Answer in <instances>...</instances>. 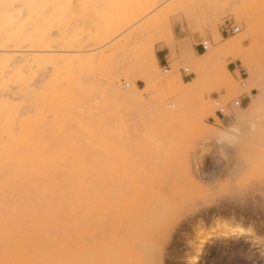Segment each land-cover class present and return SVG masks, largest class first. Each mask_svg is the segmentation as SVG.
<instances>
[{"label": "rangeland", "instance_id": "rangeland-1", "mask_svg": "<svg viewBox=\"0 0 264 264\" xmlns=\"http://www.w3.org/2000/svg\"><path fill=\"white\" fill-rule=\"evenodd\" d=\"M90 1L94 4L91 18L86 16L83 21L87 31L92 33H95L99 26L108 24L121 12L116 0H110L108 5H99L97 0ZM96 2L100 8L96 6ZM262 2L264 0H166L107 45L84 54L88 56L90 53L106 50L104 56L106 61L108 59L105 66L95 67L85 76L87 86L92 87V92L86 93L84 98L86 128H80L73 120L64 123L60 129L57 125H49L50 122H40L39 128L43 130V134L39 157L34 164L44 167V172L38 175H47L51 169L80 167L84 174L94 179L97 172L94 162L99 160L106 174L114 177L110 185L106 186L100 181L90 192L93 197L108 192L109 202L113 206L109 210L104 207L86 216L82 224V227L88 226V233L84 236L86 245L94 241L107 244L116 238L122 243L133 244L136 254L133 262L128 264H140L141 259V264H188L187 258L200 242L199 228L202 227L207 233L217 222H228L232 226L249 230L259 237L261 242L255 243L247 235H232L227 231L212 234L198 264H264V214L260 209L264 193L261 191L259 179V171L264 164V149L261 146L264 138V103L251 122L242 129L243 137L252 138H249V141L222 147L211 136L212 130L218 129L229 134L234 133L235 126L230 116L223 117L216 113L215 100L227 104L247 96L241 106L245 109L252 101L249 95L240 92L242 76L248 78L249 75L241 61L234 60V56L242 55L247 62L258 66L261 76L264 77ZM170 5L176 6L177 9ZM241 10L254 20L253 38L246 40L240 48L230 51L226 57L222 56L219 65L208 69L203 79L194 72L188 61L189 51H178L175 57L170 54L168 42L177 45L181 40L184 44L193 42L192 52L198 53L197 49L203 51L198 46L202 40H211L207 51L210 52L240 36L246 37L244 33H249V30L244 19L238 20L235 16L236 11ZM160 11L168 16L154 41L158 60L159 56L162 59L166 55V60L158 61L160 73L168 79L180 75L184 86L195 84L202 79L200 87L189 96V116L174 124H169L160 115L166 113L167 109H178L175 99L180 94L177 96L176 88L171 91L160 84L159 93L154 99L148 96L143 106H133L129 109H125L120 102L106 97L103 93L108 87L110 69L129 72V76L137 78L135 85L139 89L146 86L147 74L143 53L140 54L137 49L127 53L120 52L118 46L126 43L132 47L134 39H129V33L155 18ZM227 20L240 26L241 31L236 34L225 32ZM202 27L205 28L203 34L199 32ZM215 28L221 35L218 42H215L210 34ZM92 50H95V46L88 48V51ZM186 67H189L193 74L185 73ZM223 68H226L227 74L223 73ZM166 69L169 71L166 72ZM244 72L246 74L241 75ZM224 76L233 82L237 92L229 95L224 88L218 91ZM245 82L248 83L246 80ZM126 83L130 85L126 86ZM121 85L124 90L134 88L129 78L122 79ZM252 93H258V90L253 89ZM202 101L210 102L221 124H217L212 116L203 117L199 108ZM29 103L27 101L26 104ZM234 109L235 106L230 104L229 111ZM126 170L129 171L128 175L123 178ZM241 181H247L243 189L249 199L246 207L237 202L235 195ZM126 187H132L126 192V196H139L140 208L137 214L126 212L120 216L117 214L114 197L124 192ZM149 196L150 200L145 204ZM85 209L86 207H83V210H80L74 205L70 212H65L60 218L69 216L73 222L75 216L84 215ZM149 218H152L153 222ZM44 226H48L50 231H55L54 225L44 223Z\"/></svg>", "mask_w": 264, "mask_h": 264}, {"label": "bare ground", "instance_id": "bare-ground-1", "mask_svg": "<svg viewBox=\"0 0 264 264\" xmlns=\"http://www.w3.org/2000/svg\"><path fill=\"white\" fill-rule=\"evenodd\" d=\"M97 2L99 5L100 3L108 5L110 0H97ZM116 2L121 12L108 24L104 26L98 24L96 32L92 33L87 31L83 20L87 18L86 16L91 18L90 13L93 7H81V5H94L90 0H4L5 4L71 6L66 8L18 7L12 10L10 19L0 21V24L3 25L0 28V152L6 151L8 157L17 163L21 178H28L30 175L44 172L43 166L34 164V161L39 157V146L43 134V130L39 128L40 122H50L49 125H57L60 129L64 123L73 120L80 128H86L84 98L86 93L92 92V87L87 86L85 76L91 73L93 68L105 66L108 59L106 61L104 56L106 50L90 53L88 56L84 54L97 51L107 45L109 41L114 40L124 30H128L166 0H116ZM170 6L177 9L174 5ZM235 16L238 20L244 19L249 30V33H244L246 37L240 36L231 43L214 48L204 54L192 52L194 50L193 42L184 44L181 40L178 45L168 42L167 48L170 54L175 57L178 51H189L188 61L194 72L202 76L203 79L208 69L216 64L219 65L222 56L226 57L230 51L240 48L246 40L253 38V18L242 10L236 11ZM167 19L168 16L160 11L155 18L129 33V39H134L132 47L126 43L118 46L120 52L127 53L137 49L140 54H144L142 56H144V68L147 74L146 86L139 89L135 85L137 78L129 76V72L110 69L108 87L103 93L106 97H112L120 102L125 109H129L133 106H143L145 98L148 96L154 99L159 93L158 85L160 84L167 90L172 91L176 88L177 96L180 94L175 99L178 102V109L175 111L167 109L166 113L160 115L169 124H174L182 122L189 116L191 109L189 96L200 87L202 79L195 84L184 86L180 75L168 79L160 73L154 41ZM199 32L205 33V28L202 27ZM210 34L215 42L221 39L217 28L211 30ZM91 46H95V50L88 51ZM112 52L115 54L116 50ZM234 60L241 61L242 66L248 72L249 76L245 79L248 83L244 88L242 87L240 92L249 95L252 101L246 109L238 106L234 111H229L228 115L235 123L234 133L229 134L220 129L212 130L211 136L222 147L235 146L244 140L252 139L248 136L243 137L242 129L251 122L254 114L264 103V77L261 76L259 67L247 62L242 55L234 56ZM132 69L136 72L135 68L132 67ZM167 71L169 70L166 69ZM223 73L227 74L226 68H223ZM124 78L130 79L134 84L133 89L124 90L122 88L121 80ZM222 88L226 89L229 95L237 92L236 86L226 76H224L218 91ZM253 89H257L258 93H252ZM27 101L30 103L26 104ZM199 108L204 118L212 116L217 124H221L209 101H202ZM118 149L119 147L116 148V150ZM63 170L68 172V183L65 190L69 193V198L75 201L76 208L83 210V207H86L85 213L82 217L75 216L73 222L69 216L64 219L53 217L45 221L44 223L48 225H54L55 231H50L48 226H44L43 223V235L46 243L37 248L29 258L74 261L80 262V264L88 262H92L91 264H100V262L115 264L117 261L120 264L131 263L136 254L133 244L122 243L113 238L107 244L94 241L86 245L84 236L88 233V226L82 227V224L87 215L98 212L104 207L108 210L111 209L113 205L109 202L110 194L102 192L94 197L91 193L85 194V188L79 179L80 175L84 174L83 169L72 167ZM128 172L126 170L122 177L127 176ZM131 189L132 187H126L124 192H120L114 197L117 214L120 216L126 212H135L136 214L139 212L141 203L139 196L125 195ZM149 200L150 196L146 199L145 204ZM151 222L153 221L151 220ZM91 228H93L92 225ZM222 231H227L232 235H247L255 243L261 242V239L249 230L232 226L228 222H217L209 228L207 233L200 227L198 231L200 242L187 258L188 264H198L201 254L204 253L211 241L212 234ZM3 258L4 256L0 254V259Z\"/></svg>", "mask_w": 264, "mask_h": 264}, {"label": "snow or ice", "instance_id": "snow-or-ice-1", "mask_svg": "<svg viewBox=\"0 0 264 264\" xmlns=\"http://www.w3.org/2000/svg\"><path fill=\"white\" fill-rule=\"evenodd\" d=\"M18 7L71 6L5 4L4 0H0V21L10 19L12 10ZM81 7H94V5H81ZM2 27L3 25L0 24V28ZM261 146L264 149V138ZM94 163L97 169L94 179H90L87 174L79 177L85 188V194L90 193L100 181L107 186L114 179L106 174L101 161L96 160ZM259 179L261 191L264 193V164L261 165ZM67 183L68 172L60 169H51L47 175H30L27 180H22L17 163L8 157L6 151L0 152V254L4 256L0 259V264H80L74 261L29 258L37 248L46 243L43 223L53 217H62L65 212L73 209L75 201L69 198V193L65 190ZM246 183L247 181H241L235 191L237 202L245 207L249 204L248 196L243 190ZM260 209L264 214V199L260 201ZM100 264H108V262H100Z\"/></svg>", "mask_w": 264, "mask_h": 264}, {"label": "built area", "instance_id": "built-area-1", "mask_svg": "<svg viewBox=\"0 0 264 264\" xmlns=\"http://www.w3.org/2000/svg\"><path fill=\"white\" fill-rule=\"evenodd\" d=\"M224 31L225 32H232L233 34H236V33L241 31V27L234 24L231 20H227V22L224 26ZM198 46H200V48L205 53L209 50V48L211 46V40H208V39L202 40L198 44ZM184 72L187 73L188 75L193 74V72H190L189 67L184 68ZM245 74H246V72L241 73V75H245ZM246 78L247 77L242 76L243 81L240 83L241 87H245V85H246L245 79ZM129 85H130V83H126V86H129ZM245 98H247V96L246 97H240L239 99H234L232 101V103H227V104H223L219 100H215L214 105L216 107V113L219 116H223V117L229 116L228 113H229L230 104H232L235 107L242 106L243 105V99H245Z\"/></svg>", "mask_w": 264, "mask_h": 264}, {"label": "crops", "instance_id": "crops-1", "mask_svg": "<svg viewBox=\"0 0 264 264\" xmlns=\"http://www.w3.org/2000/svg\"><path fill=\"white\" fill-rule=\"evenodd\" d=\"M224 38H225V36H224ZM197 51H198V54H202V53H204L203 51H199L198 49H197ZM162 59H163V60H166V55H164ZM162 59H161V57L159 56V60L161 61Z\"/></svg>", "mask_w": 264, "mask_h": 264}]
</instances>
